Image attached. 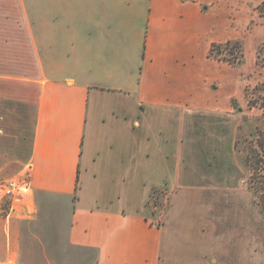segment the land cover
<instances>
[{"label": "crops", "instance_id": "crops-1", "mask_svg": "<svg viewBox=\"0 0 264 264\" xmlns=\"http://www.w3.org/2000/svg\"><path fill=\"white\" fill-rule=\"evenodd\" d=\"M200 1L0 0V179L29 183L0 211V264L220 263L225 227L177 195L196 176L227 208L235 67L208 51L237 28Z\"/></svg>", "mask_w": 264, "mask_h": 264}, {"label": "rangeland", "instance_id": "rangeland-1", "mask_svg": "<svg viewBox=\"0 0 264 264\" xmlns=\"http://www.w3.org/2000/svg\"><path fill=\"white\" fill-rule=\"evenodd\" d=\"M261 1H200L212 13H217L216 19L225 26V34H229L233 26L237 28L235 38L229 40L238 41L241 46V53L234 50L233 54H226V57L234 62L233 64L212 58L235 67L236 82L227 85V89L232 94L230 98L232 110L227 113L225 122L220 124L225 144L230 145L232 151L231 154L223 153L219 162L223 170L221 178L226 185L227 201L225 203L228 209L232 207L233 217L227 208L224 211L225 214L221 212L219 214L212 208L215 204L214 200L210 192L200 193L199 188L202 187L197 184L200 180L196 176L189 179L188 184L182 185L177 194L186 196L181 204L189 210L185 208L190 213V215L187 213V217L196 219L202 216L203 221L208 222V225H213L216 219L219 221L218 225L225 227L219 236L218 254L222 255L219 264H264V212L251 186L252 170L248 164L250 162H245L246 158L249 159L248 161L255 160L254 141L260 132L264 134V66L256 63L257 51L264 43V16L258 10ZM223 42L225 41L216 43ZM204 124L195 123L200 129ZM208 127L211 131L217 125L209 123ZM202 129L205 130L206 127ZM235 143L238 150L235 148ZM260 152L264 153V147L260 149ZM213 162L211 158V163ZM260 174L262 175L260 180L264 181V165ZM192 183L194 185H191ZM156 189L159 196L158 205H151L149 210L153 221L160 224L168 206V192L160 187ZM231 195L235 196L234 200L232 198L234 196ZM191 196L194 197L191 198ZM197 196L201 198H196ZM8 206V201H2L0 211L7 209ZM209 243L212 247V238L209 239Z\"/></svg>", "mask_w": 264, "mask_h": 264}, {"label": "trees", "instance_id": "trees-1", "mask_svg": "<svg viewBox=\"0 0 264 264\" xmlns=\"http://www.w3.org/2000/svg\"><path fill=\"white\" fill-rule=\"evenodd\" d=\"M258 10L262 16H264V0L260 2L258 5ZM241 46L238 41L233 42L232 40H227L223 43H212L209 51L208 56L211 58H215L218 60H225L231 64V60H229L226 54H233L234 50H237L241 53ZM225 51V53H224ZM256 63L264 66V43L259 47L257 51V59ZM258 138L254 141L255 143V160L248 161L249 159L246 158L245 162L248 163L251 167V181H252V188L257 196L258 204L261 207L262 211L264 212V181L260 180L262 175L260 174L261 170H263V162H264V153L260 152V149L264 147V134L261 132L257 135ZM235 148L238 150L237 143H235ZM157 189L152 188L150 192L149 199L147 201V207L149 208L151 205L157 206L159 196L157 195Z\"/></svg>", "mask_w": 264, "mask_h": 264}, {"label": "built area", "instance_id": "built-area-1", "mask_svg": "<svg viewBox=\"0 0 264 264\" xmlns=\"http://www.w3.org/2000/svg\"><path fill=\"white\" fill-rule=\"evenodd\" d=\"M29 189L28 179L26 177H13L0 179V204L2 201H8L9 205L20 195L25 194ZM6 264H15L9 262Z\"/></svg>", "mask_w": 264, "mask_h": 264}]
</instances>
